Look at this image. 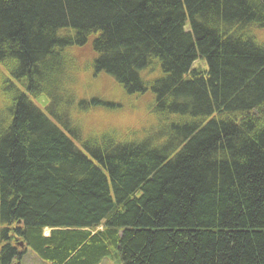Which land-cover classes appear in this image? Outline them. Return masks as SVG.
I'll use <instances>...</instances> for the list:
<instances>
[{
    "label": "trees",
    "instance_id": "trees-1",
    "mask_svg": "<svg viewBox=\"0 0 264 264\" xmlns=\"http://www.w3.org/2000/svg\"><path fill=\"white\" fill-rule=\"evenodd\" d=\"M258 32L264 0H0V264H264ZM86 47L145 135L78 127L118 107Z\"/></svg>",
    "mask_w": 264,
    "mask_h": 264
},
{
    "label": "rangeland",
    "instance_id": "rangeland-1",
    "mask_svg": "<svg viewBox=\"0 0 264 264\" xmlns=\"http://www.w3.org/2000/svg\"><path fill=\"white\" fill-rule=\"evenodd\" d=\"M264 41V32H258L257 39ZM90 45V44H89ZM89 47L84 49L75 50L74 53L77 54L75 63L79 67L77 76L84 87L88 88L91 92V97L84 95L86 90L81 85L77 89L78 98L83 100H88L92 97H99L104 100L106 104H117L118 107L114 108H96L95 110L86 113L85 115H79L77 118L79 120V128L84 133H90L93 137L103 132L104 129L114 130L116 132L123 134H128L129 136L134 135H145L154 126L153 116L150 115L148 111V106L151 102L150 96L146 95L143 98H132L131 96L125 95L117 88L106 77L102 79H97L95 83H91L87 74L92 75L89 70V63L92 61L91 51ZM86 71V72H84ZM85 78V79H84ZM87 79V83L85 80ZM100 80V81H99ZM82 88V89H81ZM89 97V98H86ZM84 113V112H82ZM85 135V134H84ZM21 264H49L46 261L40 259L34 255L31 251L27 250L25 252ZM100 264H120L116 258H105Z\"/></svg>",
    "mask_w": 264,
    "mask_h": 264
},
{
    "label": "water",
    "instance_id": "water-1",
    "mask_svg": "<svg viewBox=\"0 0 264 264\" xmlns=\"http://www.w3.org/2000/svg\"><path fill=\"white\" fill-rule=\"evenodd\" d=\"M20 246H21V244H20Z\"/></svg>",
    "mask_w": 264,
    "mask_h": 264
}]
</instances>
